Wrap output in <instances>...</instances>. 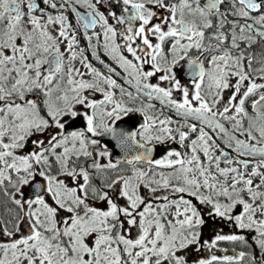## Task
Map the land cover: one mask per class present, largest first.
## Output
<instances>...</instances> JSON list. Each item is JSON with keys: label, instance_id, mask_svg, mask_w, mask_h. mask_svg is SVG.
<instances>
[{"label": "snow or ice", "instance_id": "6c2138e0", "mask_svg": "<svg viewBox=\"0 0 264 264\" xmlns=\"http://www.w3.org/2000/svg\"><path fill=\"white\" fill-rule=\"evenodd\" d=\"M0 264H264V0H0Z\"/></svg>", "mask_w": 264, "mask_h": 264}]
</instances>
